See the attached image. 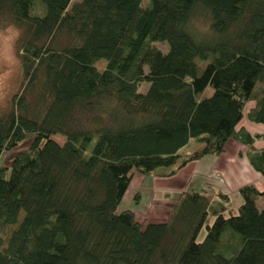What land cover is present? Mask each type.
I'll return each mask as SVG.
<instances>
[{"label": "trees", "instance_id": "trees-1", "mask_svg": "<svg viewBox=\"0 0 264 264\" xmlns=\"http://www.w3.org/2000/svg\"><path fill=\"white\" fill-rule=\"evenodd\" d=\"M197 8L209 34L191 28ZM1 15L28 32L26 90L0 114V264H264V191L252 185L210 224L199 189L164 222L119 207L136 172L172 176L233 137L264 178L257 135L237 129L248 101L264 125V0H0ZM93 107L89 127L77 115Z\"/></svg>", "mask_w": 264, "mask_h": 264}, {"label": "crops", "instance_id": "crops-1", "mask_svg": "<svg viewBox=\"0 0 264 264\" xmlns=\"http://www.w3.org/2000/svg\"><path fill=\"white\" fill-rule=\"evenodd\" d=\"M254 105L255 101L246 103L237 129H246L250 134L257 135L253 145L256 149H261L264 148V125L252 122L247 117ZM248 151L246 144L233 137L226 141L221 153L207 154L191 160L172 176L161 177L136 172L124 199L130 202L131 196L135 198L137 193L138 199L143 194L149 195L148 208L142 212L148 218L146 222H164L169 218L181 192L199 189L210 197V224L218 212L223 215L237 212L243 202L239 191L241 187L252 185L258 191H264L263 175L250 164ZM263 199L258 200L259 207L263 205Z\"/></svg>", "mask_w": 264, "mask_h": 264}, {"label": "rangeland", "instance_id": "rangeland-1", "mask_svg": "<svg viewBox=\"0 0 264 264\" xmlns=\"http://www.w3.org/2000/svg\"><path fill=\"white\" fill-rule=\"evenodd\" d=\"M79 0H72V2ZM191 28L197 34H209V17L206 11L202 8H197L193 17L191 18ZM27 26L26 25H17L14 24L7 15L0 16V114L9 111L12 107V98L15 94L23 93L25 89V80L23 78L22 72V44L27 39ZM68 40V37L62 35L57 39L58 45L65 44ZM155 46L160 48L162 51L167 50V43L156 41ZM98 70H103L105 66V60H101L96 63ZM148 87V83L144 82L140 86V90L144 91ZM29 90H31L29 88ZM207 94L212 92L211 88L207 89ZM245 111V110H244ZM102 110L93 107L89 110H83L78 113V118L81 119V123L91 127L94 125L93 117L97 114H100ZM93 121V122H91ZM53 139L62 144L65 137L62 135H54ZM28 145V142L22 144L18 148L5 153V162L8 164L11 157L17 152L21 151ZM200 144L193 140L189 146L183 149L184 152H191L194 150V147H198ZM0 159V163H1ZM133 197V198H132ZM149 195L143 194L142 198L135 199L134 196H131L128 200L123 199L120 203V209H131L135 211L136 219L145 223L148 221L145 212L149 205ZM146 217V218H145ZM205 235V229L203 228L199 234V239H202Z\"/></svg>", "mask_w": 264, "mask_h": 264}]
</instances>
